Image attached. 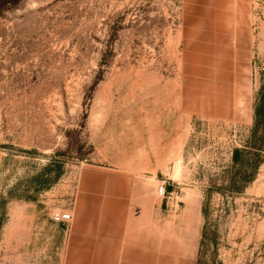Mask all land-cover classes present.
I'll return each instance as SVG.
<instances>
[{"label":"rangeland","instance_id":"374dc122","mask_svg":"<svg viewBox=\"0 0 264 264\" xmlns=\"http://www.w3.org/2000/svg\"><path fill=\"white\" fill-rule=\"evenodd\" d=\"M205 8L190 0L2 7L0 264H69L92 175L128 179V210L146 225H197L200 264H264V161L242 193L214 188L230 179L264 91V0H250L247 35L228 63L229 34L212 21L207 30ZM55 211L72 222H54Z\"/></svg>","mask_w":264,"mask_h":264},{"label":"crops","instance_id":"0c3cea01","mask_svg":"<svg viewBox=\"0 0 264 264\" xmlns=\"http://www.w3.org/2000/svg\"><path fill=\"white\" fill-rule=\"evenodd\" d=\"M190 2L206 6L207 30V23L212 21L218 31L228 32V63L231 49L241 45L247 35L250 0ZM236 22L241 28L237 44ZM87 182L89 194L81 197L80 220L73 227L69 264H197V225H160L153 221L146 225L140 221V215L131 217L130 182L122 175H92Z\"/></svg>","mask_w":264,"mask_h":264},{"label":"trees","instance_id":"16d2710c","mask_svg":"<svg viewBox=\"0 0 264 264\" xmlns=\"http://www.w3.org/2000/svg\"><path fill=\"white\" fill-rule=\"evenodd\" d=\"M12 2V0H0V10L3 6ZM264 161V91L259 97L254 109V124L251 129V135L246 144L240 148H235L232 155L230 179L225 181L224 185L214 188L221 192L242 193L248 185L255 179L260 166ZM51 166H47L45 171H49ZM59 173L54 180L57 179ZM213 188L210 187L206 192V199L203 206V215L205 219L208 216L207 201ZM1 225V221H0ZM204 238V232H203ZM204 242V239H202ZM197 264H200L198 258Z\"/></svg>","mask_w":264,"mask_h":264},{"label":"built area","instance_id":"2783aa9c","mask_svg":"<svg viewBox=\"0 0 264 264\" xmlns=\"http://www.w3.org/2000/svg\"><path fill=\"white\" fill-rule=\"evenodd\" d=\"M160 195L165 194V187L161 185L158 189ZM52 220L56 223H71L73 220V215L69 211H55L52 214Z\"/></svg>","mask_w":264,"mask_h":264},{"label":"bare ground","instance_id":"6f19581e","mask_svg":"<svg viewBox=\"0 0 264 264\" xmlns=\"http://www.w3.org/2000/svg\"><path fill=\"white\" fill-rule=\"evenodd\" d=\"M179 161H180V160H179ZM179 166H180V165H179ZM179 169H180V168H179ZM179 169H178V170H179ZM178 170H177V172H178ZM174 171H175V170H174Z\"/></svg>","mask_w":264,"mask_h":264}]
</instances>
